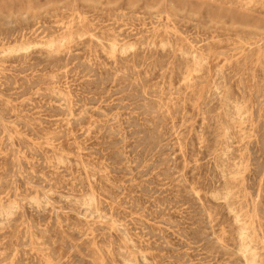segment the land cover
Returning <instances> with one entry per match:
<instances>
[{"label":"rangeland","instance_id":"rangeland-1","mask_svg":"<svg viewBox=\"0 0 264 264\" xmlns=\"http://www.w3.org/2000/svg\"><path fill=\"white\" fill-rule=\"evenodd\" d=\"M263 1L0 0V264H264Z\"/></svg>","mask_w":264,"mask_h":264},{"label":"bare ground","instance_id":"bare-ground-1","mask_svg":"<svg viewBox=\"0 0 264 264\" xmlns=\"http://www.w3.org/2000/svg\"><path fill=\"white\" fill-rule=\"evenodd\" d=\"M254 0H249V2H253ZM261 1H263V0H261ZM264 2V1H263ZM108 8V7H107ZM15 20V19H14ZM9 21V20H8ZM170 26V25H169ZM138 30V29H137ZM22 31V30H21ZM129 37V36H128ZM55 43V42H54ZM54 43L53 42H50L49 43V45L50 46H53L54 45ZM177 43V42H176ZM112 47H114V45H112ZM57 50V49H56ZM17 56V55H16ZM56 56V55H55ZM259 56V55H258ZM240 57V56H239ZM113 58V57H112ZM244 58H245V56H244ZM256 59H258V57L256 58ZM263 59V58H262ZM257 61V60H256ZM258 62H259V60H258ZM245 74V73H244ZM35 80V79H34ZM1 81V80H0ZM217 85V84H216ZM239 87V86H238ZM216 90V89H215ZM258 91V90H257ZM200 101V100H199ZM64 103V102H63ZM66 107V106H65ZM262 108V107H261ZM251 116V115H250ZM10 126V125H9ZM39 126V125H38ZM17 129V128H16ZM82 163V162H81ZM94 184V183H93ZM60 223V222H59ZM96 225V224H95ZM249 245V244H248ZM31 248V247H30ZM246 251V250H245ZM147 254V253H146ZM26 255V254H25Z\"/></svg>","mask_w":264,"mask_h":264}]
</instances>
